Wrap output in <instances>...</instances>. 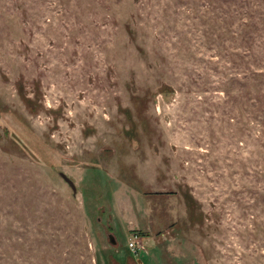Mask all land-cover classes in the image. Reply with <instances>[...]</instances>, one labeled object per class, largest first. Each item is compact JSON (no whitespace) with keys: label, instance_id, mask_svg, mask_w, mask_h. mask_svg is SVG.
<instances>
[{"label":"rangeland","instance_id":"1","mask_svg":"<svg viewBox=\"0 0 264 264\" xmlns=\"http://www.w3.org/2000/svg\"><path fill=\"white\" fill-rule=\"evenodd\" d=\"M0 264H264V0H0Z\"/></svg>","mask_w":264,"mask_h":264},{"label":"water","instance_id":"2","mask_svg":"<svg viewBox=\"0 0 264 264\" xmlns=\"http://www.w3.org/2000/svg\"><path fill=\"white\" fill-rule=\"evenodd\" d=\"M60 177L66 182V184L69 186V188L71 189L72 193L75 192V187L72 183V181H70L64 174L59 173ZM110 242H112V239L110 238Z\"/></svg>","mask_w":264,"mask_h":264},{"label":"built area","instance_id":"3","mask_svg":"<svg viewBox=\"0 0 264 264\" xmlns=\"http://www.w3.org/2000/svg\"><path fill=\"white\" fill-rule=\"evenodd\" d=\"M136 237L132 236V238L130 239V241L127 242V247L131 252H136Z\"/></svg>","mask_w":264,"mask_h":264}]
</instances>
